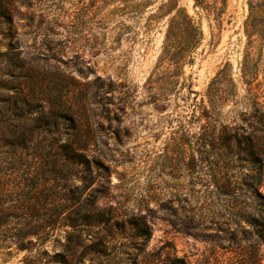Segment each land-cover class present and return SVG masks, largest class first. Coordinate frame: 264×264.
<instances>
[{
  "label": "rangeland",
  "instance_id": "1",
  "mask_svg": "<svg viewBox=\"0 0 264 264\" xmlns=\"http://www.w3.org/2000/svg\"><path fill=\"white\" fill-rule=\"evenodd\" d=\"M220 1L13 0L12 24L0 19V79L13 88L31 77L33 95L47 72V91L74 107L81 136L93 140L89 157L106 170L93 169L91 183L81 167L49 175L53 158L32 154L47 155L68 121L42 118L32 135L27 108L10 123L20 140L41 143L6 146L15 140L2 124L13 92L0 90V156L13 163L23 153V170L46 173L29 183H39L35 195L6 200L36 210L9 213L0 264H264V210L250 189L258 159L264 167V0H226L218 16ZM185 15L198 45L180 66L161 61L171 22ZM4 54L33 71L3 77L13 63ZM22 179L8 183L27 190ZM133 218L149 240L134 236Z\"/></svg>",
  "mask_w": 264,
  "mask_h": 264
},
{
  "label": "trees",
  "instance_id": "2",
  "mask_svg": "<svg viewBox=\"0 0 264 264\" xmlns=\"http://www.w3.org/2000/svg\"><path fill=\"white\" fill-rule=\"evenodd\" d=\"M203 0H194L195 6H201ZM13 0H0V8L9 10L8 14H5L4 11L0 12V19L4 18L8 20V24H12L13 15L11 14V7H12ZM226 0H221L220 5L221 7L218 9V16L223 13L225 9ZM172 10L177 9V3H173ZM137 11V10H136ZM182 11V10H180ZM184 34V37H182ZM199 36H201V32L198 28L193 24V21L188 17L184 16L183 22L173 21L169 27L168 33L166 35V41L164 45V52L163 56L161 57V61L165 57H169V61L171 63L180 66L182 62L185 61L186 57H189V50L194 48L199 43ZM174 49V52L171 53V50ZM7 54H4L3 57L7 58ZM9 63L12 61L13 63L9 66L5 72L2 73L4 76H12L14 74V70H18L21 73L24 72H32L33 68L30 66V62L26 60V58H21L20 62H14L15 60L10 59L7 60ZM60 79L64 80L68 85L73 86L74 80L65 73H61L58 75ZM25 77V76H24ZM39 77V78H38ZM38 87L36 90L34 89V94L30 92V86L33 82L31 77H26L23 79L21 83H18L17 86L13 88H8L3 81V78L0 79V90L2 91H12L13 95L8 98L7 103L9 104L10 108L6 110V113L2 114L5 121H1L2 124L6 127V131L3 132L8 137H12L15 140L6 144V146L12 147H23L27 149L28 143H36V145L41 142L36 141V138L32 137L35 133L40 132L43 127H40V123H42L43 119L46 118L47 120H52L55 123L61 120H67V127L66 132L63 133L65 138L63 140H58L52 142L48 147V154L47 155H40L32 154L33 162L37 158L46 159L48 156L53 158V169L49 175H55L59 172L58 166H68L69 168L75 169L81 167L83 177H81L82 182H90L92 181L91 175L93 169H96L98 172V176L100 177L106 168L100 164V162L96 161L94 158L89 157V153L92 147V138L88 136L84 138L81 136L82 133V125L80 121L79 115L74 113V107L68 104L67 99L64 97H59V99H54L52 97V93H49L46 89L47 82L49 83L50 75L46 72H39L38 73ZM1 98V95H0ZM64 100V101H63ZM41 104V109H38V106ZM28 109V113L35 115L32 121L35 123L33 127L32 135L29 139H22L20 140L19 136H16V131L18 129L17 126L11 124L10 122L19 120L23 117L22 113L24 109ZM47 108H50L47 110ZM32 112V113H30ZM1 114V112H0ZM1 124V123H0ZM53 122L49 123L48 126L52 127ZM5 135V136H6ZM2 133H0V138L2 139ZM23 138V137H22ZM4 140V138H3ZM63 141V142H62ZM37 145V146H38ZM7 155V154H6ZM13 156L16 158L15 161L13 159V163L6 159H3L0 156V163L4 164L9 161L8 163L10 166L2 167L0 164V233L6 232L5 227H7V221L10 218L9 213L14 211H22L26 212L29 211L31 213L35 212V208L33 205L29 203V201H20L21 208L19 207H8L5 208V203L8 197L16 195L17 197H22L23 199L35 195L38 192V185L39 183H31L36 181H40L41 178L46 175L40 168H35L32 170V166L26 170H23L22 164L26 162V155L24 156L23 153H14ZM47 156V157H46ZM46 157V158H45ZM18 163V164H16ZM14 165H17L16 167ZM73 171V170H71ZM79 173V171H78ZM78 173H76V177H78ZM264 174V167L262 162L258 159L257 161V176L254 178V182L250 185L251 192L253 193V197L255 200V208L257 210L262 211L264 210V195L259 191L261 188V182L263 179ZM30 177V179H29ZM56 177V176H55ZM14 178H23L24 181L23 187H26L27 190L18 187L14 189L8 183L9 179ZM19 202V203H20ZM28 206V208L26 207ZM21 209V210H20ZM257 222V220H255ZM130 227L131 230L134 232V236L138 238H142L144 241L149 240L151 238V232L146 223L141 222L139 219H131L130 220ZM27 229L30 230L28 234L37 235L38 227L34 226L31 227L30 224L24 226L23 231ZM20 237V235H19ZM24 238V237H23ZM5 241V240H4ZM2 242V241H0ZM173 264H186L184 260L181 259H174Z\"/></svg>",
  "mask_w": 264,
  "mask_h": 264
}]
</instances>
